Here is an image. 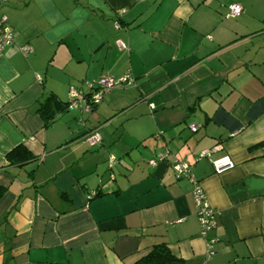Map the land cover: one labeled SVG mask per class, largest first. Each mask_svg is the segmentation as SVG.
<instances>
[{
  "label": "crops",
  "instance_id": "obj_1",
  "mask_svg": "<svg viewBox=\"0 0 264 264\" xmlns=\"http://www.w3.org/2000/svg\"><path fill=\"white\" fill-rule=\"evenodd\" d=\"M0 15V264H133L155 243L185 264H264V0H5ZM126 74L90 112L65 108ZM177 161L215 211L207 237Z\"/></svg>",
  "mask_w": 264,
  "mask_h": 264
},
{
  "label": "built area",
  "instance_id": "obj_2",
  "mask_svg": "<svg viewBox=\"0 0 264 264\" xmlns=\"http://www.w3.org/2000/svg\"><path fill=\"white\" fill-rule=\"evenodd\" d=\"M5 0H0L2 3ZM242 12V6L239 3H230L227 5V17H237ZM118 25V24H116ZM13 30L10 24L8 23V19L5 15H0V51L5 47L13 43ZM119 47H124V44L118 39L115 41ZM20 50L23 54H26L31 51V47L29 45H24L20 47ZM131 81V77L129 74L124 75L123 77L114 80L110 77H101L97 81V85L89 86V90L85 95H80L76 90L70 89L68 93L67 100V108L68 109H83L86 112H90L92 107L97 104L102 95L108 90L112 89L118 83H127ZM197 127L195 125H190V130L195 131ZM83 141L89 143L90 145L98 144L101 141V135L98 132V129H92L87 131L82 136ZM217 146L212 147L209 150H203L199 153V157L207 156L211 151H214ZM165 156V153H160L157 157L158 160L162 159ZM157 160H150V164L156 163ZM108 166L111 167L115 163V158L113 155H110L108 158ZM215 172L219 173L224 170H227L233 167V162L228 158L224 157L221 159L212 161ZM174 170L176 178L181 177H189L191 182L193 183V198L194 202L197 206V217L200 226V232L203 237H207V233L215 227L216 218L215 211L209 205L208 201L205 198L204 191L202 187L198 184V182L193 178L190 173L189 163L185 161H177L174 163ZM95 194L92 191L89 194V198ZM213 239H208L206 241L207 250L210 251V246L213 243Z\"/></svg>",
  "mask_w": 264,
  "mask_h": 264
},
{
  "label": "trees",
  "instance_id": "obj_3",
  "mask_svg": "<svg viewBox=\"0 0 264 264\" xmlns=\"http://www.w3.org/2000/svg\"><path fill=\"white\" fill-rule=\"evenodd\" d=\"M66 104H67V101L65 103V108L67 109ZM45 106L46 104L42 106L41 109H43ZM20 147L21 146H17V149H22L20 150L22 151V154L19 156L20 158L18 160H25L30 156L29 152L25 150L24 148H20ZM4 192H5V188L0 185V198ZM94 192H95L94 195H96L97 194L96 191ZM133 264H185V262L182 259L174 256L169 251L166 244L155 243L152 245L150 251L147 254H145L143 257H141L139 260H137Z\"/></svg>",
  "mask_w": 264,
  "mask_h": 264
},
{
  "label": "rangeland",
  "instance_id": "obj_4",
  "mask_svg": "<svg viewBox=\"0 0 264 264\" xmlns=\"http://www.w3.org/2000/svg\"><path fill=\"white\" fill-rule=\"evenodd\" d=\"M235 3H238V2H235ZM240 4V3H239ZM241 5V4H240Z\"/></svg>",
  "mask_w": 264,
  "mask_h": 264
}]
</instances>
